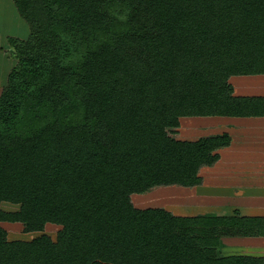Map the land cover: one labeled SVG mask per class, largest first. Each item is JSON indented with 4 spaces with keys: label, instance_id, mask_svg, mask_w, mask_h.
I'll use <instances>...</instances> for the list:
<instances>
[{
    "label": "trees",
    "instance_id": "1",
    "mask_svg": "<svg viewBox=\"0 0 264 264\" xmlns=\"http://www.w3.org/2000/svg\"><path fill=\"white\" fill-rule=\"evenodd\" d=\"M13 3L29 34L7 37L0 92V264H264V242L222 251L264 237V215L242 214L240 198L231 214L196 215L132 200L200 186L233 143L228 130L171 135L181 119L264 126L249 77H264V0ZM3 223L59 229L25 240Z\"/></svg>",
    "mask_w": 264,
    "mask_h": 264
},
{
    "label": "rangeland",
    "instance_id": "2",
    "mask_svg": "<svg viewBox=\"0 0 264 264\" xmlns=\"http://www.w3.org/2000/svg\"><path fill=\"white\" fill-rule=\"evenodd\" d=\"M28 34L29 26L17 12L13 0H0V92L2 85L6 83L9 70L15 64V59L10 56L8 52L9 43L7 37L17 36L26 38ZM249 77H255L253 79H257V82H260L262 86V88H255L251 91H256L257 93L262 92L264 94L263 75H253ZM231 81L234 82L235 87L238 86L237 82L233 79H231ZM219 118H224L225 120L231 119L229 117ZM217 121L219 120L215 118H183L181 119L180 127L170 132V134L175 137L186 139L211 135L222 132L223 130H228L233 133L234 140L232 145L224 148L220 152V158L213 165L204 166L201 169L200 174L203 178L202 184L190 189L177 185L156 186L143 194H133L132 200L135 206L165 207L169 210H176L183 213V208L187 206V203L198 202L200 204L198 206L202 207L198 210L206 209L208 203L210 206H213L211 203H219L218 201H210V198L206 199V196H210L208 193H210L211 190L217 192L219 195H225L226 197L230 196V203L222 202V205L225 206H229V204L235 206L236 203H234V201L239 198L241 199L243 191L249 193L251 189L248 186L251 183L248 184V182H251L253 175L258 172L264 173V161H261V155H264V152L262 149L255 151L257 148H254V143L257 142L256 140L259 141L258 137L264 136V126L261 128L260 125L251 126L243 122L232 123L231 121L217 123ZM243 124H245V126H243ZM259 129H262V131ZM259 170H261V172ZM245 184L248 186L244 187ZM237 203L241 205V202ZM3 207L11 210L18 208L17 205L7 203H3ZM229 208L230 207H228L227 211L232 213L234 209ZM2 225L8 230L9 238L21 237L25 240L31 239L34 237V234L38 235L41 234V232L48 233L54 238L59 229L57 225L48 224L44 231L25 233L21 231L23 228L21 223H3ZM251 239V241L246 240L243 243V240H226L227 244H230H225V246L222 247V251L229 253H261L262 251L260 248L263 247L259 244L264 242V237L259 238L260 240H255L257 238Z\"/></svg>",
    "mask_w": 264,
    "mask_h": 264
},
{
    "label": "crops",
    "instance_id": "3",
    "mask_svg": "<svg viewBox=\"0 0 264 264\" xmlns=\"http://www.w3.org/2000/svg\"><path fill=\"white\" fill-rule=\"evenodd\" d=\"M262 142H263L262 144L263 148L261 146H256L254 147V148H257L255 149V151H259V149H262V151L264 152V136L262 137ZM261 156H262L261 161H264L263 159L264 155H261ZM259 171L261 172V170ZM249 183H251L249 186L245 184L244 187L248 186L251 190L248 189L249 193L246 191H243L242 196H241V201H240L241 205L239 204V206H236V207L240 208L242 214L264 215V173H259V172L255 173L253 175V178H251V182H248V184ZM210 193H208L210 196H206V197L210 198L211 201H214V202L218 201L219 203H211L213 206H210V204L208 203L207 206L209 208L207 207L206 209L198 210L201 207V206L200 207L198 206L200 204L198 202H191L189 204L187 203V206L183 208V213H180L179 211H176V210H170V211L178 215H196V214L208 212V209H211L219 214H231L227 211L228 206L222 205V202H229L230 196L226 197L225 195H219L217 192L212 191V190L210 191ZM234 207L232 206L230 208L233 209Z\"/></svg>",
    "mask_w": 264,
    "mask_h": 264
}]
</instances>
